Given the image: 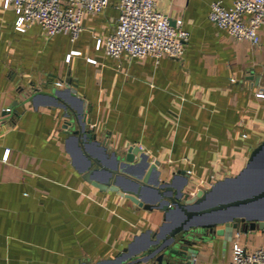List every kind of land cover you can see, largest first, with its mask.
Returning a JSON list of instances; mask_svg holds the SVG:
<instances>
[{
    "label": "crops",
    "instance_id": "1",
    "mask_svg": "<svg viewBox=\"0 0 264 264\" xmlns=\"http://www.w3.org/2000/svg\"><path fill=\"white\" fill-rule=\"evenodd\" d=\"M116 1L82 13L71 39L36 23L16 30L15 12L0 0V264H156L137 257L163 212L117 194L134 187L123 176L103 183L114 159L100 144L116 154L137 146L174 188L183 171L190 195L234 175L264 137V24L252 44L209 21L213 0H155L170 25L180 19L188 31L183 54L110 56L94 40L113 30ZM77 113L95 138L80 144L88 167L69 136ZM154 197L141 187L138 200ZM191 234L199 237L179 264H227L233 241L246 250L264 242V228L232 230L227 240Z\"/></svg>",
    "mask_w": 264,
    "mask_h": 264
},
{
    "label": "water",
    "instance_id": "2",
    "mask_svg": "<svg viewBox=\"0 0 264 264\" xmlns=\"http://www.w3.org/2000/svg\"><path fill=\"white\" fill-rule=\"evenodd\" d=\"M76 117L79 128L69 136L74 137L76 147L86 159L88 167L89 158L81 152L80 144L95 141V138L89 128L84 129L83 115L77 113ZM100 146L105 153L110 152L114 159V173L108 170L109 175L103 183L108 184L109 179H114L116 175L123 176L134 187L119 186L117 194L126 193L125 196L137 206L146 209L156 207L163 212L162 221L153 235L148 230L144 231L147 241L138 250L143 254L137 259L154 256L156 264H179L178 260L190 252L186 244L199 237L191 234L195 231H213L227 240L232 230L264 228V137L252 148L244 166L234 175L223 176L190 195L181 190L186 182L183 171L178 172L183 177L182 184L174 188L172 182L159 178L157 162H150L137 146H127L121 154H116L103 143ZM97 169L100 167L94 165L88 171ZM143 186L154 190V199L144 203L138 200ZM184 232L190 233L187 237L176 238ZM127 249L123 248L122 252L125 253Z\"/></svg>",
    "mask_w": 264,
    "mask_h": 264
},
{
    "label": "built area",
    "instance_id": "3",
    "mask_svg": "<svg viewBox=\"0 0 264 264\" xmlns=\"http://www.w3.org/2000/svg\"><path fill=\"white\" fill-rule=\"evenodd\" d=\"M108 0H3L2 7L15 12L14 28L19 31L38 24L46 34L66 30L74 39L81 30L82 13L101 11ZM117 20L104 38H95L94 47L103 44L107 55L126 52L130 57L149 56L155 61L162 56L177 58L183 54L188 31L176 19L170 25L167 16L155 8V0H117ZM208 19L236 39L258 42L257 29L264 24V0H232L224 7L219 0L209 4ZM73 53V52H72ZM70 53L66 54L68 60ZM93 62V60H90ZM62 83V82H61ZM264 96V93H257ZM9 111V108H5ZM227 264H264V242L246 250L233 241Z\"/></svg>",
    "mask_w": 264,
    "mask_h": 264
}]
</instances>
